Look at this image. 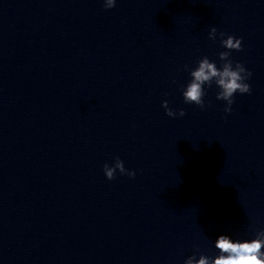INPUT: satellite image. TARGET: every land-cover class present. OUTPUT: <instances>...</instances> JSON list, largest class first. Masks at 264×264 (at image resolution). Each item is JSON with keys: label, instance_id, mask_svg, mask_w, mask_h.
I'll list each match as a JSON object with an SVG mask.
<instances>
[{"label": "clouds", "instance_id": "clouds-1", "mask_svg": "<svg viewBox=\"0 0 264 264\" xmlns=\"http://www.w3.org/2000/svg\"><path fill=\"white\" fill-rule=\"evenodd\" d=\"M105 9L115 7L116 0H103ZM217 29L211 28L209 39L216 40ZM220 44L226 49L219 53V59L223 61L222 66L218 68L215 62L205 56L198 61V66L190 71L191 80L183 90L182 95L184 102L187 104H195L204 107V85H211L213 81L219 88L217 99L226 102L224 111L230 113L232 111L233 97L236 93L246 94L251 92V87L247 83L252 73L239 62L235 65L232 61L231 51H241L242 42L240 38L219 33ZM187 67V66H186ZM162 107L165 109L169 117L185 115L183 109L178 111L169 107L168 102L164 101ZM119 171L121 175L135 177L136 172L125 168L124 163L118 157L113 165H104V174L108 180H113ZM264 230L256 233V237L251 240H233L229 235L221 234L215 240V248L219 254L215 257H209L201 254L197 259L195 255L188 257L184 264H264Z\"/></svg>", "mask_w": 264, "mask_h": 264}]
</instances>
